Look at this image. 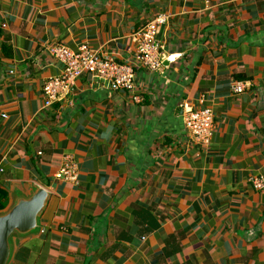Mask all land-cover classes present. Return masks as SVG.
Returning <instances> with one entry per match:
<instances>
[{
  "label": "crops",
  "instance_id": "0c3cea01",
  "mask_svg": "<svg viewBox=\"0 0 264 264\" xmlns=\"http://www.w3.org/2000/svg\"><path fill=\"white\" fill-rule=\"evenodd\" d=\"M161 72L111 91L84 73L43 108L62 66L49 49L85 45L120 63L154 17ZM234 82H247L241 94ZM209 110L208 143L181 104ZM70 156L77 181L54 178ZM264 0H0V215L35 188V231L7 264H264Z\"/></svg>",
  "mask_w": 264,
  "mask_h": 264
},
{
  "label": "built area",
  "instance_id": "2783aa9c",
  "mask_svg": "<svg viewBox=\"0 0 264 264\" xmlns=\"http://www.w3.org/2000/svg\"><path fill=\"white\" fill-rule=\"evenodd\" d=\"M166 17L159 15L146 23L131 39L135 44V56L128 63H120L113 58L100 54L87 46L78 48L77 52L56 45L49 49L50 55L62 66L58 77L51 78L42 88L43 108L62 101L69 93L72 82L83 75L90 74L94 81L104 84L111 91L132 89L137 69L150 72H161L164 61L174 63L179 55L163 53L162 46L156 39L159 27ZM249 87L247 82H234L230 91L238 95ZM181 114L184 129L197 141L208 143L213 130V115L209 110H195L187 103L181 104ZM61 168L54 178L68 184L77 181V168L70 156L62 158ZM255 189L261 190L264 185L260 180L252 182Z\"/></svg>",
  "mask_w": 264,
  "mask_h": 264
},
{
  "label": "water",
  "instance_id": "95a60500",
  "mask_svg": "<svg viewBox=\"0 0 264 264\" xmlns=\"http://www.w3.org/2000/svg\"><path fill=\"white\" fill-rule=\"evenodd\" d=\"M48 200V194L35 188L28 198H18L0 215V264H7L10 257V237L25 236L36 230L39 218Z\"/></svg>",
  "mask_w": 264,
  "mask_h": 264
},
{
  "label": "trees",
  "instance_id": "16d2710c",
  "mask_svg": "<svg viewBox=\"0 0 264 264\" xmlns=\"http://www.w3.org/2000/svg\"><path fill=\"white\" fill-rule=\"evenodd\" d=\"M1 197H2V194H0V199H1ZM0 209L2 210V205H1V203H0Z\"/></svg>",
  "mask_w": 264,
  "mask_h": 264
}]
</instances>
